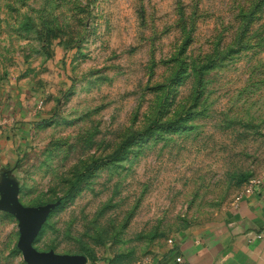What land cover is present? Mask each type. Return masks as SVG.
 Listing matches in <instances>:
<instances>
[{
    "label": "rangeland",
    "instance_id": "rangeland-1",
    "mask_svg": "<svg viewBox=\"0 0 264 264\" xmlns=\"http://www.w3.org/2000/svg\"><path fill=\"white\" fill-rule=\"evenodd\" d=\"M264 174V0H0V264H151Z\"/></svg>",
    "mask_w": 264,
    "mask_h": 264
},
{
    "label": "crops",
    "instance_id": "crops-1",
    "mask_svg": "<svg viewBox=\"0 0 264 264\" xmlns=\"http://www.w3.org/2000/svg\"><path fill=\"white\" fill-rule=\"evenodd\" d=\"M151 264H264V188L235 202L215 229L173 239Z\"/></svg>",
    "mask_w": 264,
    "mask_h": 264
},
{
    "label": "water",
    "instance_id": "water-1",
    "mask_svg": "<svg viewBox=\"0 0 264 264\" xmlns=\"http://www.w3.org/2000/svg\"><path fill=\"white\" fill-rule=\"evenodd\" d=\"M27 264H85L86 259L83 256H58L48 253L29 254L25 251Z\"/></svg>",
    "mask_w": 264,
    "mask_h": 264
},
{
    "label": "built area",
    "instance_id": "built-area-1",
    "mask_svg": "<svg viewBox=\"0 0 264 264\" xmlns=\"http://www.w3.org/2000/svg\"><path fill=\"white\" fill-rule=\"evenodd\" d=\"M257 188H264V174L250 178L245 186L244 193L239 196L235 202L239 201L243 196L253 195ZM172 243L173 239L168 240V244ZM177 262H180V259H177Z\"/></svg>",
    "mask_w": 264,
    "mask_h": 264
}]
</instances>
